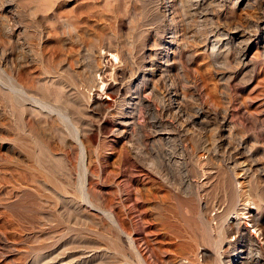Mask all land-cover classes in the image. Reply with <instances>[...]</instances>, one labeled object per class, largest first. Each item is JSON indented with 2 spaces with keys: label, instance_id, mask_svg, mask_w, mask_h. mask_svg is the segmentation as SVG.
Masks as SVG:
<instances>
[{
  "label": "rangeland",
  "instance_id": "374dc122",
  "mask_svg": "<svg viewBox=\"0 0 264 264\" xmlns=\"http://www.w3.org/2000/svg\"><path fill=\"white\" fill-rule=\"evenodd\" d=\"M244 185L264 0H0V264H244Z\"/></svg>",
  "mask_w": 264,
  "mask_h": 264
},
{
  "label": "bare ground",
  "instance_id": "6f19581e",
  "mask_svg": "<svg viewBox=\"0 0 264 264\" xmlns=\"http://www.w3.org/2000/svg\"><path fill=\"white\" fill-rule=\"evenodd\" d=\"M94 101L95 103L97 102L96 100ZM244 191L245 193L247 192V195L245 198L240 199V201L235 199V197H232L231 193L229 194V200L226 206V208H228L229 211L224 217L225 220L223 218V221H225L224 222L225 225L224 224H223L224 226L222 225L223 226V240H225V242H228V245L234 248L238 246L240 248V252H245L249 250L253 251L254 254L250 255L251 257L249 259L246 258V260L244 261V264H264V245H263L264 242L263 244H258L257 242L254 241L253 238L247 237L246 241H243L244 243L239 244L240 238H242V236L244 235L243 229L239 226V223L237 222L236 218L232 219L229 216L231 213H233L237 217L239 215L237 213L240 211L241 214H243V218H248L247 221L248 223H250V226L251 228L254 229L255 233H258L259 235L260 233L262 234V230L264 228V224L262 220L264 204L261 202L260 192L257 191L255 188L250 189L249 186L247 185L245 186ZM236 197L238 196L236 195ZM217 216L218 215H216V218ZM216 243H217L216 247H218L220 240H218ZM211 247H213V245ZM218 253L219 252H217V254Z\"/></svg>",
  "mask_w": 264,
  "mask_h": 264
}]
</instances>
